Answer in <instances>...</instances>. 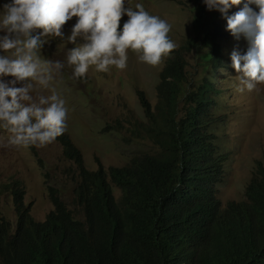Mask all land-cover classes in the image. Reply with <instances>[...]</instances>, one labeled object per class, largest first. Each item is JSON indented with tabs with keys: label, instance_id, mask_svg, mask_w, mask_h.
Returning <instances> with one entry per match:
<instances>
[{
	"label": "trees",
	"instance_id": "1",
	"mask_svg": "<svg viewBox=\"0 0 264 264\" xmlns=\"http://www.w3.org/2000/svg\"><path fill=\"white\" fill-rule=\"evenodd\" d=\"M220 47L205 60L213 75L230 71ZM176 54L160 74L158 114L140 94L148 123L136 129L156 152L93 172L68 135L57 137L77 165L74 201L84 217L77 219L54 192V211L35 221L14 181L8 190L18 221L14 229L0 211V264H264V166L254 172L245 200L222 205L217 187L227 159L209 129L219 123L211 112L220 90L206 80L181 114L187 60ZM111 181L122 192L119 200Z\"/></svg>",
	"mask_w": 264,
	"mask_h": 264
},
{
	"label": "rangeland",
	"instance_id": "2",
	"mask_svg": "<svg viewBox=\"0 0 264 264\" xmlns=\"http://www.w3.org/2000/svg\"><path fill=\"white\" fill-rule=\"evenodd\" d=\"M6 2L0 0V6ZM137 3L172 25L169 36L177 47L159 65L141 62L138 54L129 50L127 66L123 70L112 67L102 72L92 66L84 78L74 77L73 68L67 64V54L75 45L66 43L76 20L74 17L64 26L63 38L50 37L44 45L41 57L60 60L64 68L53 73L54 79L48 88L35 85L34 98L55 92L64 99L68 109L64 134L81 152L87 169L95 172L101 168L108 171L113 167H124L136 156L156 152L155 145L140 137L136 129H142L141 125L148 123L140 94L150 104L152 113L158 114L160 74L167 62L176 58V52L182 51L187 66L179 112H185L191 94L198 92L206 80L214 79L220 97H216L219 106L211 114L219 123L212 122L209 129L219 139L221 152L227 159L225 179L217 187V196L224 207L230 202L245 200L254 172L259 165L264 166V83L258 84L253 91L241 92L232 62L233 72L223 69L222 74L213 75L205 60L214 46L219 45L224 47L226 57L230 59L234 50L246 53L248 40L234 38L227 31L223 15L219 11H209L203 0H130L133 8ZM241 7L243 5L234 6L229 15ZM252 7L258 11L255 5ZM127 19V16L122 17L121 29ZM77 42L84 41L78 39ZM2 54L6 53L0 50ZM4 79L7 81L12 77ZM11 135L6 128L0 127V139L7 141ZM14 181L26 192L25 204L31 207L35 221L45 222L54 211L51 199L54 192L77 219H83V212L74 201V191L80 182L77 165L65 155L64 147L57 139L43 147H0V211L16 229L18 216L13 191L8 190ZM112 185L119 200L122 192L113 182Z\"/></svg>",
	"mask_w": 264,
	"mask_h": 264
},
{
	"label": "clouds",
	"instance_id": "3",
	"mask_svg": "<svg viewBox=\"0 0 264 264\" xmlns=\"http://www.w3.org/2000/svg\"><path fill=\"white\" fill-rule=\"evenodd\" d=\"M203 3L209 11L223 15L234 38L248 40L246 53L234 50L231 62L239 90L253 91L264 83V0ZM240 5L239 11L229 15ZM124 16L128 19L121 29ZM74 17L66 43L75 45L68 49L67 64L76 78H84L92 66L102 72L125 69L129 50L141 62L157 66L177 47L169 36L172 25L141 3L133 8L130 0H7L0 6V50L6 53L0 55V127L12 135L7 141L0 139V147H43L66 131L64 99L55 92L35 98L33 93L35 85L48 88L53 73L64 68L60 60L42 58L41 52L50 37H64L63 28Z\"/></svg>",
	"mask_w": 264,
	"mask_h": 264
}]
</instances>
